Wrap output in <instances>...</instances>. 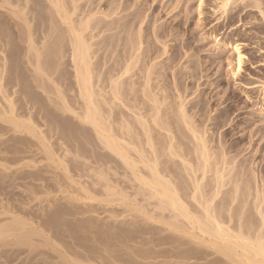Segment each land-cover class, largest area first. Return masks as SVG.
<instances>
[{
  "label": "rangeland",
  "instance_id": "1",
  "mask_svg": "<svg viewBox=\"0 0 264 264\" xmlns=\"http://www.w3.org/2000/svg\"><path fill=\"white\" fill-rule=\"evenodd\" d=\"M28 1H29V3H28ZM28 1L27 0H19V1H15V0L11 1L10 0L9 1V2H11V4H13L12 2H14L15 5H18V6L14 5V10L16 9L19 12L18 15H20V17L19 16L13 17L7 11V9L9 8L8 6L12 7L13 5H10V4L8 6L6 5L8 8H6L5 5H2V4L0 5V20H1L0 21V28H3V29H0V47H1L0 48V52H1L0 53V60H2V62L0 61V66L2 67V68L0 67V69L2 70V71L0 70V73H2L1 76H3L4 75L3 72L6 71L3 69L4 63L7 64V65L5 64V66H6V69H8L5 73V76H3L4 77L3 81L4 82H6V80H8V81L6 82V84L3 82L4 89L3 88H2V90L0 89V95H1V97H0V107H1L0 108V113H1L0 114V209H1L0 216L3 214L2 217H0V225L1 224L3 225L1 230L6 229V226H5V224H3V222L4 223H6V222L7 223H12V222L15 223V222H18L19 220H22L21 222L26 223V222H29L31 220L27 226L33 225L32 226L33 228L36 226V227H38V231H39V229H40V231L41 230L43 231V232L41 231L42 233L40 232V234H39L40 236L36 235L35 240L40 243V242H44L45 239H47L52 244L56 240L54 243V247H56V245H57L56 249L63 252V254L66 257L65 262L67 264H78L79 262H80L79 264H88V263L89 264H234L235 261L232 262L230 259H227L226 257H224V255H221L220 252L217 253V251H215L214 248L209 246L210 245L208 242L210 240L209 237L206 236L205 234H202V231L199 229L198 226L193 227V225H191V222H189L187 219H185L181 216L180 217L176 216V213L173 212L172 210L169 211L170 208L168 207L169 208V210H168L167 206H165V205H162L164 207L161 208L160 199H156L158 196L155 195L154 191L152 192V189H149L150 188L149 186H146V187L142 186L143 184L136 178V176L134 178V174H133L132 170L128 166H126L125 163L123 164V161H121L120 158H117L115 156L112 157L113 155L111 154V156H110V153H108L109 151H107L106 149L105 150L101 149V147L98 148L99 145H101V144L100 143L97 144L98 139L96 138L94 130L90 127L89 124H86L82 120H80L79 118L74 117L75 111L80 113V115L81 114L83 115L84 110H73L74 112L67 110L68 111L67 112L66 110H61V108H59L60 106H57L58 103H59L58 105H60V102L58 101L59 98H57L58 94L55 92L56 89L53 90L54 89L53 88L54 87L53 82L49 81L50 80L49 79L48 81L51 82L52 85L50 83H48L47 81H46L47 83H45V81L42 80L45 78L41 77L42 79L40 80V76L37 75L38 73L36 71H34V73H33V67H34V64L36 61L35 60L36 56L34 55L32 57L33 51H32V55H31L30 50H28L29 45L27 44V42H28L27 39L29 38V36L27 37L26 35H28L29 29L31 27H33L34 30H32L33 28H31L32 37L35 38V39L33 38L34 40L37 39L35 41V43H37V44L34 43V46H37L39 49L41 48L40 51L42 53V60H43V62H45V64L47 63V66L49 64L53 66V64L55 65L56 63H58L57 60L59 61V68L56 69L59 72V74H57L56 76H53V77L56 78L58 75L63 73V74H61L62 76H59L60 78L57 77L56 79H60V81L63 84L62 87L64 85H66V86H64V89H62L66 93L64 91H63V93L66 94L67 96L69 95L68 97L66 95L65 96L67 97V99L69 98L68 101L71 100V101H69V102H71V105L77 104V107H76V109H77V108H79V106H82L83 102H82V99L77 95L78 94V88H76V86H75L77 83H76V78H75V74H74L75 72H74L73 64L71 62L72 61L71 60L72 57L70 54L71 53V50H70L71 45L68 42L69 39L67 37L69 35V31H68V28L66 29V24L65 25L62 24L60 22L59 17L57 15H55L56 11H53L55 8L51 9L54 7V5L51 2L50 3L52 5L49 3L48 0H45V1L44 0H28ZM65 1H66L65 2L66 5H69V3H70V6H69L70 8L74 7V5L77 4L76 5L77 6V12H76L77 14L74 13L73 18L75 17L74 19L77 21L84 19L83 20L84 22L82 21L84 28H86L85 27L86 26L85 25L86 20H87L86 18H88V19L91 17L95 18V19L91 18L89 21L87 38L92 42L94 39V42H95V44H93L94 42L92 43L89 41L90 44H92L91 48H93V49H91V54L93 56L92 61H93V63H95V65L93 64V67L96 66L95 69H97L95 71L96 72L95 75L98 72V68L101 69V70H99L100 73H102L101 71L106 72V74H104V72H103V74H104L103 77L105 80L104 79L101 80L100 78H103V77L102 76L100 77V74L99 75L97 74V76H95L96 77L95 81H98L97 79L99 78V80L101 82H103V80L107 82L109 78L106 79V77H110L109 72L113 73L112 71L114 68L117 69V68L123 66L125 54L127 56V53L129 51L128 42H132L133 39L138 40L137 33H139L140 30L142 31V32L140 31L141 33H139V36H140V34H142L140 40L143 42L142 47H143V51H144V53H143L144 56L143 55L140 56V59L138 61L139 67L136 64L134 66L133 70L127 74L128 76L125 75L124 79L126 81H128V83H129V81L131 83H129V84L124 83L125 85L122 84V85H124L123 87H125V88L128 85V87L126 88L125 94H124L125 88L124 89L122 88L123 94H124V96H127V97L130 96L129 99L131 102L132 101L135 102L137 99H140V102H139V100H137V102L135 104H138V106L140 105V106H142V108H144L145 104L143 105V102L146 103V101L151 97V94L150 93L148 94V91H147V94L150 96L149 97H148V95H147V97L145 96L147 98L146 99L143 95L144 93H142L143 88H141L140 84L143 85L142 82L143 81L145 82V80H144V79H146L145 75L148 72L150 74L153 73L152 77L150 76V78H152V81L154 80L153 82L158 83L157 80L155 81V79L159 78L161 80V81H159V83L161 84L163 82V84H164V86H162L163 84L160 85L158 83L160 86H162V88L159 87V89L162 90V91H160L158 88H156L159 85L155 86L154 85L155 83H153L150 80L151 85H153V87L155 86V89H157L160 92V95H159V92H157V90L155 92V93H158L157 95H158L160 102L163 101V100L161 101V98H160L161 95L162 96L166 95V97H167V99H166V97L164 96L165 97L164 102H166V104L164 103L165 106L161 107V109L163 108L164 110L163 109L159 110L160 114L159 115L157 114L158 117L156 115V112H157L156 110H151V111L150 110H132V109H136V108H133L132 107L133 105H131V102H129V99L127 97H125L124 99L127 98L128 99L127 101L129 102V103L126 102L128 107H130V105H131L132 109L126 110L127 108H125L124 105L118 103V101H117L119 108L121 109L123 106L125 108V110H123V108H122V110H117L118 108L113 110L114 113H115V111H117V112L115 113L116 115L114 114L112 116V119H114L113 118L114 116H117L115 118H118V116H120V114H123V113H124L123 115H125L127 118L129 117L128 120H129V124L131 123L130 126L131 127L134 126L133 129L136 130V131L132 130V132H131L133 134V137H134V138L132 137V140L135 139V136H136L137 137L136 143H138L139 148H140V146L144 145L145 146L144 149L146 151H148L147 152L148 155H151L152 149H151V146H149L150 144L148 145V142H147L148 136H146L145 133H148L149 130L151 131L150 132L151 136L154 135L153 136V139H154L153 145L156 144L154 146V148L157 151L156 152L157 156H156V160L154 157H152V155L150 156V159L148 157L146 159L149 161L151 160L150 161L151 163L153 161H156V164L159 163L158 164L159 166L158 165L157 166L159 167L158 169H159L160 173H162L161 175H165L164 177L166 179H171V180L173 179L172 180L173 185L176 184V187L180 190L181 195H183V197L185 196L186 203L187 204L189 203L188 204L189 209L191 208V210H193L192 214L195 215V213L198 212L197 214H199V215L196 214L197 216H199V217L205 216V210L202 208H204L206 206L205 202L208 203L209 199H211V197H212L211 194L208 192L215 184V181H213V180L219 179L220 178L219 176L223 175V173H224V175H223L224 180L223 181H224V183H226L225 186L222 188V190H223L222 193L224 195L222 193H220L221 195L220 194H219L220 196L218 195V197H220V198L217 197V199H216L217 201L215 200V203L217 204V209H218L217 211L220 212V214H222V215L223 214L227 215L226 213H228V210H227L228 208H230L232 210L231 211L232 213L235 212L234 213L235 218H233V220H232L233 222L231 223L232 227H234L235 225L240 223L239 222L240 219L238 218L239 216L236 215V213H239L240 209H243L242 210L243 211L242 213H244L243 215H245V214L247 215V216L242 215V218L244 220L242 219L240 221H244V223H245L248 220H253V222L258 223L260 221L259 219L261 217L259 216V213H258L259 207H257V204L259 202L260 203L262 202L261 199L264 195V191H263L264 190V0H230L228 2L227 1L225 2V0H90V1L89 0H79L80 2L78 0H76L77 3H75V4L73 3L74 5H72V0H65ZM67 1H68V3H67ZM2 2H4V0H2ZM26 2L28 5L26 4ZM224 2L227 5L224 6ZM4 4H6V3L4 2ZM50 5L53 7H51ZM78 5L79 6L81 5V6L78 8ZM1 7H3V8L1 9ZM80 9L82 10V12L80 11ZM20 10L25 11L28 18H31V19H29L31 21V22L29 21L30 28H29L28 24H26L23 21V19H21L22 13L20 12ZM46 11H48V12L51 11V12H49L50 13L49 14ZM97 12H98V14H97ZM104 12H106V14ZM28 13H29V15H28ZM42 13H44V14H42ZM102 13H104V14H102ZM51 14H52V16H51ZM92 14H94V15H92ZM95 14H96V16H95ZM90 15H92V16H90ZM97 15H99L100 17ZM104 15H105V17H102ZM43 16H44V18H43ZM49 16H51V18ZM54 16H57V17H54ZM107 16H108V18H107ZM101 17H102V19H101ZM54 18H56V19H54ZM119 18H121V19L119 20ZM14 19H17V20H14ZM57 19H59V20H57ZM4 20H6V21L4 22ZM45 20H46V22H45ZM104 20L106 22H103ZM10 21H11V23H10ZM54 21L56 22V24ZM77 21H76V24L81 25V23H79V22L77 23ZM99 21H101L102 23ZM19 22H22V24L25 23L22 26L27 25L28 27L26 26V28H29V29H24V27L19 26V25H21V24H19ZM58 22H59V24H58ZM109 22H111V23H109ZM117 23H119V24H117ZM106 24H107V26H106ZM49 25H52V26H50V28H49ZM62 25H63V27H62ZM109 25H110V27H109ZM59 26L61 28H59ZM98 26H100L101 28H99ZM117 26L119 27L120 30H118ZM106 27H108V28H106ZM20 28L24 34L26 33L25 36L23 33H21ZM59 29L62 33L57 32V31H59ZM23 30H25V31L28 30V31L24 32ZM63 30H65L64 31L65 33L63 32ZM48 31L50 33H48ZM1 32H2V34H1ZM45 34H47V35L45 36ZM63 34H65V35H63ZM92 34H94L93 39H91L92 38L91 36H93ZM3 35H5V36H3ZM55 36L57 38V43H56V39H54ZM100 37L102 39H100ZM119 37H120V39H119ZM129 37H130V40H128ZM21 38H22V40H21ZM11 39H12V41H11ZM110 39H111V41H110ZM51 40H52V42H51ZM135 40L133 42H135ZM60 41H62V42H60ZM10 43L13 47L10 45ZM53 43L56 44V46ZM40 44H41V46H40ZM47 44H48V46H47ZM100 44L103 45V48L105 47L104 50H103V48H101L99 50V48L102 47V46H99ZM67 45H69V47ZM109 45H111V46H109ZM127 45H128V47H127ZM51 46H52V48L53 47L54 48L52 49ZM237 47H239V50L237 49ZM47 48H48V50H47ZM117 48H118V50H117ZM55 49L57 50V52L59 51V54L57 52L53 51ZM61 49L63 50L62 53H61ZM44 50H45V52L48 51L47 55L49 53H52V52H54L55 54H58V55L54 54L56 57H59L60 54L62 56L64 55L65 57L63 56V58H62L63 62H60V60H59V58L61 59L62 56L57 58V60H56V57L55 56H54L55 58L53 57V53L49 54V57L47 56V58H45L46 53H44ZM50 50H52V52ZM92 51H93V53H92ZM105 51H107V53ZM26 52L30 53V54H27V57L30 56L31 61H29L28 59H26L28 61L24 60L26 58ZM64 52H65V54H64ZM239 54L242 55L241 56L242 59H241L240 64H239ZM2 55H4V56H2ZM23 55H25V57ZM50 56H52V57H50ZM157 56H158V58H157ZM2 57L3 58L5 57L6 60L3 59ZM44 59H46V60H44ZM51 59H53L54 62ZM62 59H61V61H62ZM50 61H51V63H50ZM116 61H118V62H116ZM18 62H19V64H18ZM28 62H31L33 64V66L30 63L27 64ZM104 62L107 64L106 66H105ZM121 62H122V64H121ZM60 63H62L63 65ZM141 63L142 64L144 63L143 65L146 68L150 66L149 67L150 69L148 68L147 71L151 70V68H154V69H152V71L153 70L154 71L153 72L148 71L147 73L143 72L146 70V68L144 70V66ZM114 64H115V67H114ZM118 64H121V65H118ZM60 65H61L62 69H61ZM153 65L155 67H152ZM239 65H240V68H239ZM23 66H24V69H23ZM29 67H30V69H29ZM10 68H11V71H10ZM106 70H108V72ZM65 71H66V73H65ZM141 72H143V73H141ZM21 73L24 75H22ZM55 73H54V75H55ZM115 73H116V71H115ZM134 73H135V75H134ZM64 74H66V75H64ZM103 74H101V75H103ZM142 74H144V78H143ZM29 75H31V76H29ZM110 75H112V74H110ZM129 75L131 76V78H129L131 80L126 79L127 77H129ZM19 76H21V77H19ZM36 76L37 77L39 76V77L37 78ZM5 78H7V79L5 80ZM17 79H19V80H17ZM31 79H32V81H31ZM47 79L48 78L46 77L45 80H47ZM40 81H44L43 83L45 84V86L46 85L48 86V87H46V89L51 87V88L47 89L48 92L42 91L43 89H41V90L39 89V88H41L38 86V84L41 83ZM64 81H65V84H64ZM134 81H136V82H134ZM106 82H103V83L106 85ZM133 82L136 84V85L133 84L136 88V89H134V91L131 88L132 87L131 85ZM7 83H8V85H7ZM72 83H74V84H72ZM98 83H99V81L96 82V84H98ZM100 83L98 85H100ZM18 84L22 85V86H19ZM101 85H102V83H101ZM107 85H108V83H107ZM74 86H75V88H74ZM13 87L15 90L17 88L18 89L15 92H13L14 91ZM71 87H73V88H71ZM165 87H166V89H165ZM175 87H178L179 89L175 88ZM55 88H56V86H55ZM51 89H52V91L50 92ZM3 90L5 91V93ZM108 90H110V88ZM131 90L133 93L134 92L139 93V94L136 93V95H138L136 100H134L133 98H132L133 100L131 99V97H134ZM135 90H137V91H135ZM127 91H130V92L128 93ZM16 92H19V93H16ZM43 92H44V94H43ZM46 92H47V94H46ZM8 93H10V94H8ZM50 93H52L51 97H50V95H48ZM38 94H39V96H38ZM127 94H129V95H127ZM8 95H11L13 98L11 96H8ZM177 95H181L182 100H184V103L187 104V105L185 104V107L187 106L185 108L186 109L185 111H186V114L188 115V116L186 115L187 119H188L187 121H189L188 125H187V123L182 121L183 119H182L180 110L177 109L178 107H174V106H178L176 103L181 102V100L178 98ZM152 97L149 100H151ZM10 98L13 99V100H10V101H12L11 102L12 105H13V103L15 104L17 102L15 104L16 106L15 105L12 106L14 108L16 107V109H14V110L16 111L15 113H17V114H14V110H13L12 111L13 115L11 112L9 113V114H11V116L7 113V112H9V109H11V108H9V106H11V105H9L7 102L8 99H10ZM79 98H80V100H79ZM75 99L78 101V103H76L77 101ZM143 99H145V100H143ZM175 99H177L179 102L178 101L176 102ZM185 99H186V102H185ZM54 101H55V104H54ZM73 101L75 102V104ZM134 102H132V103L134 104ZM141 102H142V105H141ZM148 102L152 103L151 101H148ZM41 104H43V105L41 106ZM79 104H81V105H79ZM147 104H146L147 105L146 107H149L150 104L149 103H147ZM4 106H5V109H7L6 110L7 112L5 110H3ZM30 106H31V110H27L28 107H30ZM32 106H33V108H32ZM47 106H48V110H47ZM114 108H116V104L114 105ZM173 108H176L177 110L176 109L174 110ZM153 111L155 113H153ZM163 112L166 114L164 115ZM140 113L142 114V117H141ZM144 113H145V115H144ZM2 114L6 115L4 117V120H6V122L3 119H1V117L3 118ZM7 116L10 117V119H13L15 116L14 119L16 121H19V122L21 121L20 123L23 124L22 127L24 126L23 128L20 127V128H22V130H20V128L17 129L15 124L13 125L12 121L10 123L9 122L10 120L9 119L7 120V118H8ZM12 116H13V118H12ZM177 117H178V119H177ZM142 118H143V120H142ZM140 119H141L142 124L139 121ZM130 120H131V122H130ZM177 120H180V121H177ZM164 121H166V122H164ZM148 122H150V124ZM155 122H157V124ZM145 123H147V124L144 125ZM185 125L188 127H186ZM189 125H190V127H189ZM161 126L163 127V130H162ZM167 126L168 127L170 126V127L168 128ZM172 126H174V127H172ZM191 126H192V128H191ZM14 127H16V128H14ZM118 127L116 129L119 130ZM148 127H149V129H147ZM33 128L36 129L37 134H40V135L36 136L37 138L33 135V133H31L32 136L30 134L29 129H33ZM144 128H145V130H144ZM170 128H171V130L169 131ZM188 128H191V129H188ZM193 128L197 131L196 137H193V136H195L193 131H192ZM178 129H179V131H178ZM152 130H153L154 134H152L153 133ZM188 130H190V131H188ZM23 131H25V132H23ZM137 131H138V134H137ZM146 131H148V132H146ZM155 131H157V133ZM165 133L168 136H169V133L174 135L175 138L173 141L174 142L177 141V142L174 143L171 139L172 135H170L168 137ZM134 134H135V136H134ZM144 135L146 136V138ZM201 136L204 137V140H206L205 145L207 146V152H208V156H209L208 159H210L212 157L210 160H208L210 167L207 168V170H206L207 172L204 175L202 172H204L203 166L205 164L204 163L205 159H202L203 157H201V154H200V147H201L202 143L200 142L201 140L199 137H201ZM44 137L46 138V140H48V142L44 140L45 139ZM159 138H161V139H159ZM64 139H66V140H64ZM141 140L147 144H145V143L143 144ZM159 140H160V142H159ZM165 140H166V143L164 142ZM193 140L196 141L195 142L196 145L194 144ZM198 140H200V141H198ZM42 141H44L45 143L47 142V145H50L49 148L53 146L52 149L51 148L50 149L55 154V155H53V156H55V159L59 160V161L55 160L53 163H52V161H50L48 154H47L48 152H47L46 147H45L46 144L45 143L41 144ZM162 142H164L163 143L164 146L162 145ZM61 143H63V144H61ZM171 143L174 144L175 148L173 147L171 149V153H169ZM197 143H200V144H197ZM80 144H82V145H80ZM39 145L40 146L44 145V150H42L43 146L40 147ZM160 145H161V147H160ZM96 146H98V147H96ZM166 146H167V151L165 149ZM208 146L210 148L209 151H208V149H209ZM182 147H184V148H182ZM211 147H212V149H211ZM58 148H60V149H58ZM193 148L197 149V152ZM61 149H63V150H61ZM69 149H72V150L70 151ZM133 149L131 150V152H133L132 154L135 155L134 153H136V150L135 149L133 150ZM148 149H151V150L149 151ZM163 149H165V151ZM187 149H188V151H187ZM192 151H194V152H192ZM45 152H47V153H45ZM94 152L95 153L97 152V153L95 154ZM186 152H188L189 154H187ZM163 153L166 154V156L163 155ZM195 153H196V156H199L198 154H200V156L196 158ZM63 154H65V155H63ZM160 154H162L163 156ZM168 154H170V155H168ZM183 154H185V155H183ZM186 154H187V157H185ZM223 154H225V155L223 156ZM58 155H60V156H58ZM103 155H104V157H103ZM159 155H160V158H159ZM65 156L67 157V159H65L66 158ZM213 156L215 158H213ZM60 157H61V159H60ZM219 157H221V158L219 159ZM222 157L224 158L223 160H225V159H228V160H225V162H224L222 160ZM198 158H200V159H198ZM74 159H76L75 162H74ZM180 159H181V161H180ZM214 159H215V161H214ZM216 159H217V161H216ZM60 160H64V161H61L62 163H60ZM70 160H72V161H70ZM138 160H139V158H138ZM182 160H183V162H182ZM193 160H195V161L193 162ZM102 161H104V162H102ZM106 161L110 162V164H107ZM185 161H186V163L189 162L190 165L188 164V166L190 167V169H187L189 167L187 166V164H185ZM55 162H57L58 165L60 163V165L59 166L53 165V164H57ZM81 162H84L85 164L81 163ZM105 162L107 165L105 164ZM150 162H149V165H150ZM160 162H161V164H160ZM201 162H202V164H201ZM216 162H218V163H216ZM73 163H75V165ZM103 163L105 164V166L103 165ZM225 163L227 166L225 165ZM101 164L103 167L100 166ZM112 164H114L113 165L114 167L112 166ZM120 164H122V165H120ZM217 164L220 166H217ZM64 165L68 166L67 167L68 169L64 168L65 167ZM141 165H144V164L140 163V165H139L141 168L140 169L141 172L143 171L142 173H144L146 175V177L148 176L147 178H151L150 177L151 172L148 174V172L151 171L150 168L147 166L143 167ZM151 165H153V164H151ZM163 165H165V168ZM196 165H198V166H196ZM221 165H223V166H221ZM111 166H112V169H110ZM125 166L127 167V169L128 168L129 169L126 170ZM139 166H138V168H139ZM200 166L202 169H198V167H200ZM232 166H233V168H232ZM57 167H58V169H57ZM192 167H194V169ZM228 167H230V168H228ZM76 168H77V170H76ZM100 168L102 170H104V168H105V170H104L105 173H104V171H100L101 170ZM115 168H117V169H115ZM160 168H161V170H160ZM223 168L225 169V172L223 171L224 170ZM69 169L70 170L72 169V171H70L69 173L66 172V170L69 171ZM145 169H146V171H148V170L149 171L146 172V171H144ZM172 169H174V170H172ZM220 169H221V171L219 172ZM229 169H232L231 172L229 171ZM62 170H63V172H61ZM164 170H166L165 172H167V174L164 172ZM190 170H192V171L190 172ZM193 170L199 171V172H196L197 174L196 173L193 174V172H194ZM226 170H228V171L226 172ZM107 171L108 172L112 171V172L108 173ZM209 171L212 172V175ZM239 171L241 173H239ZM64 172H65V174L66 173L67 174L65 175ZM72 172L74 175L72 174ZM99 172L102 175H100ZM173 172H174V175H173ZM188 173L189 174L191 173V174L189 175ZM109 174H110V177L108 176ZM240 174H241V176L239 177ZM242 174L244 175L243 178H242ZM91 175H93V176H91ZM97 175H99V176H97ZM103 175L106 176L104 179H103V177H104ZM187 175H189V177H187ZM196 175H197V177H196ZM85 176H86V178H85ZM100 176H102V179ZM194 176L200 180H202L203 179L202 177H204V176L208 177V178H206L207 183H206L205 177L203 179L204 182L202 181L203 183L199 180L201 182V187H203V188L205 187V188L199 189V191L196 193L197 198H198L196 200L192 199V197H193L192 191L195 190L196 185H197V183L194 180H192ZM228 176L230 179L228 178ZM230 176H232V177H230ZM97 177H99V178H97ZM176 177H179L181 180L176 178ZM195 177H194V179H195ZM214 177H216V178H214ZM233 177L235 178V180ZM108 178L110 180H108ZM97 179H99L100 181H98ZM182 179L185 180L186 182L184 183V181ZM208 179H210V181H208ZM231 179H232V182L234 185L232 184ZM94 180H96V183ZM102 180L104 182H101ZM233 180L236 182H234ZM86 181H87V183H86ZM115 181H116V183H115ZM178 181H179L178 184H180L181 187H180V185H177ZM181 181H183L182 182L183 184L181 183ZM247 181H249V182H247ZM73 182H75L76 184ZM89 182H91V183H89ZM108 182L110 185L108 184ZM187 182H188V184H187ZM244 182L245 183L247 182V183L245 184ZM84 183H86V185ZM209 183H210V185H209ZM236 183L237 184L241 183V185L239 184L238 186L242 187V185H243V187H242V189H241V187H239L240 188V191L238 190L240 192L238 194L239 197H237V200H235L233 202V198H232L233 193L232 192L235 191L234 187H235ZM248 183H250V186ZM115 184L119 187H117ZM108 185L110 186V188H111V185H112V188L114 186L113 191H111L112 188L110 190L111 193L109 191H107L110 189L109 187H107ZM134 185H136V187ZM190 186H191V188H190ZM209 186H210V188H207ZM94 187H96V188H94ZM245 187H247V188L245 189ZM106 188H108V189L106 190ZM137 188L139 189V191ZM232 188H234V189L231 190ZM47 189H49L50 191H48ZM60 189H62V190H60ZM181 189L182 190L184 189L185 191L184 190L182 191ZM226 189H228V190H226ZM93 190H94V192H93ZM149 190H151L150 191V192H152L151 194H150V192L148 193ZM250 190H252V192L254 194L251 193ZM143 191L145 192V194ZM204 191L206 192V194L204 193ZM90 192H92V194ZM107 192H108V194H104ZM114 192H116L117 195L114 194ZM121 192H123L124 195ZM141 192H143V193H141ZM183 192H185L186 194ZM200 192L203 194V196ZM230 192H231V194H230ZM242 192L245 194L244 196H242L243 195ZM258 192L262 195H260ZM83 193L86 195H84ZM146 193H148L149 195L153 194L154 197H152V199H150L151 197L149 195H147ZM187 193L190 194V196ZM207 193H208V195H207ZM226 193H227V196L225 195ZM87 194H88V196H87ZM137 194H139V195H137ZM105 195H108V196H105ZM112 195L114 197H112ZM248 195H249V197H248ZM136 196H138V197H136ZM146 196H148V197H146ZM254 196H255V198H254ZM257 196H258L259 200L257 199ZM91 197H92V199H91ZM122 197L124 200L122 199ZM135 197H136V199H135ZM243 197H244V199H243ZM75 198L77 200H75ZM86 198H88V199H86ZM93 198H95V199H93ZM108 198L110 200H108ZM224 198H227V199L225 200ZM128 199H131L132 201L130 200L131 201L130 202ZM242 199L243 200L246 199L245 201H243L245 203L242 202ZM197 200H199V201H197ZM204 200H205V202H204ZM231 200L234 204H235V202H237V203L234 205L231 202ZM107 201H109L110 203ZM111 201H112V203H111ZM113 201H114V203H113ZM225 201H227V202H225ZM228 201H230L233 204V206H231L232 208L234 207L233 209L229 206L230 202H228ZM246 201H248L249 203ZM252 201H253V203H252ZM124 203L127 205H125ZM156 203H157V205H156ZM247 203H248V205H247ZM262 203H263L262 204L263 207L261 204L260 205H261V208L264 209V202H262ZM137 204H139V205H137ZM198 204H199V206H197ZM239 204L241 205V207L238 206ZM235 206H237V208ZM258 206H259V204H258ZM196 207L199 208L200 211H199V209L197 210ZM219 207H221L222 210L219 209ZM242 207H244L246 210ZM130 208H132V209H130ZM165 208H167V209H165ZM195 208H196V210H195ZM161 209L162 210L164 209L163 210L164 216H162L163 213H161V211H162ZM140 210H143V212L142 211L140 212ZM167 211H169V212H167ZM135 212H138V213H135ZM152 212L153 213L155 212V213L153 214ZM170 212H172V213L170 214ZM240 212H241V210H240ZM172 214H175V215H172ZM17 215H18V218H17ZM13 216H15V217H13ZM19 216H21V217H19ZM62 216H63V218H62ZM6 217H7V219H5ZM163 217H164V219H163ZM177 217L179 219H177ZM22 218H24V219H22ZM175 218H176V220H175ZM180 218H181V220L183 219L182 222H181ZM10 219L12 220V222ZM13 219H17V220H13ZM165 219H168V221H164ZM24 220H25V222H24ZM170 221H172L173 223L177 222L178 229L175 227L172 228L175 224H169V223H171ZM183 221L184 222L188 221L189 224L185 223V225H184ZM38 223L41 226H39ZM61 223H63V224H61ZM165 223H166V225H165ZM180 223H182V225ZM257 223L255 224L256 226L260 225L259 223H261V222H259L258 224ZM60 225H61V227H60ZM167 225H169V226H167ZM171 225H172V227H170ZM180 225H181V227H180ZM183 226H184V228H183ZM191 227L194 229H192ZM0 228H1V226H0ZM179 228L182 231L179 230ZM193 230L195 231V233H193L194 232ZM178 231H180V232L178 233ZM45 233H46V235H45ZM49 234H50V236H49ZM192 234H193L194 238H193ZM41 236H43L44 238L46 237V238L44 239ZM56 236L57 237L60 236V238H57ZM195 236L199 237L200 240L197 239ZM41 238H43V239H41ZM204 242H205V244H204ZM178 243H180V244H178ZM202 244H204V245H202ZM60 247H63V248H60ZM1 248H0V261H1L0 264L3 262V260L5 261L8 258H9V261H11V260L13 261V264H19V263H21V264H25V263L26 264H55L56 263L55 259L57 258V255H55L51 249H49V251H48V249L45 247V249L48 251L47 252L45 249H43L44 246H43V248L41 247L40 252H38L39 253L38 256L34 257L33 255H31L30 258H28V252L27 251L26 252L23 251L20 254V256L19 255L16 256L15 255L16 250L13 249V250L8 251V253H10V252H12V253H10V255H7V254H5V253H7V251L4 253L3 251H1L3 248L2 249ZM10 249H12V248H10ZM67 250H68V252L65 253V251H67ZM41 252H43L42 254L44 257L43 256L42 257L44 259L41 257V254H40ZM191 252H192V255H191ZM2 253H4V254H2ZM24 253H26V255ZM12 254H13V256H12ZM44 254H46V255H44ZM181 254L184 256H182ZM39 256H40L41 260H40ZM26 257L29 260H27ZM37 257H38V259H36ZM69 257L70 258L72 257V258L70 259ZM15 258H16V261H15ZM46 258H48V259L46 260ZM67 258H69L68 262H67ZM44 260H45V262H44ZM50 260H51V262H50ZM72 260L74 261L73 263H72ZM69 261H70V263H69ZM65 262H62L61 264H65Z\"/></svg>",
  "mask_w": 264,
  "mask_h": 264
},
{
  "label": "bare ground",
  "instance_id": "2",
  "mask_svg": "<svg viewBox=\"0 0 264 264\" xmlns=\"http://www.w3.org/2000/svg\"><path fill=\"white\" fill-rule=\"evenodd\" d=\"M1 2H2V0H0ZM10 1V0H9ZM8 0H4V2L6 3V4H4V2H0V5L2 4V5H13L12 7L11 6H6V8H8L7 9V11L9 12V14H11L13 17H16V16H19L20 17V15H18V11L16 12L15 10H14V2H12L13 4H11V2H9ZM12 1V0H11ZM15 1H19V0H15ZM28 1V0H27ZM45 1V0H44ZM49 1V3L51 2L53 5H54V7L53 6H51V7H53V8H51V9H54L53 11H56L55 13V15H57L58 17H59V19H60V22L62 23V24H66V29L68 28V31H69V35L67 36L68 37V39H69V43H70V45H71V48H70V50H71V57H72V64H73V68H74V74H75V78H76V88H78V96L82 99V106H79V108H77L76 109V107H77V104H75V102H74V104L75 105H71V102H69V101H71V100H69L68 101V99H67V97L69 96H67L66 94H64L63 93V91L64 90H62V89H64V86H66V85H64L63 87H62V82L60 81V79H56L57 77H59V76H62L61 74H63V73H61L60 75H58L56 78H54L53 76H56L57 74H59V72L56 70V69H58L59 68V61L57 60V58H59V57H61L62 55L60 54V56L59 57H56L55 55H58L59 54V51L57 52V50L55 49V50H53V51H55V52H57L58 54H55L54 52H52V50H50L52 53H53V57L55 56L56 57V60H57V62L58 63H56L55 65L53 64V66L52 65H48L47 66V63L45 64V62H43V60H42V53H41V48L39 49L37 46H34V43H35V41L37 40H34L35 38L34 37H32V33H31V31L32 30H34V28L33 27H31V28H33L32 30H31V28H30V23H29V19H31V18H28V16L26 15V12L25 11H21L20 10V12L22 13V15H21V19H23V21L26 23V24H28V26H29V28H26V26L27 25H25V26H22V25H24L25 23H23L22 24V22H19V24H21V25H19V26H22V27H24V29H29V31L28 30H26V31H28V35H26V33L24 34L23 32H22V30H21V28H20V30H21V33H23L24 34V36L26 35L27 37L29 36V38L27 39L28 40V42H27V44L29 45H27L28 47H29V49L28 50H30V53H31V55H32V51H33V55H32V57L35 55L36 56V61H35V64H34V67H33V73H34V71H36L38 74L37 75H39L40 76V80L42 79V78H45L46 79V77L48 78L47 80H45V79H42V80H44L45 81V83H50L51 85H52V83L51 82H53V90H55L56 89V93L58 94V96H57V98H59V102H60V105H58L57 103V106H60L59 108H61V110H69V111H72V112H74L73 110H84V113H83V115L81 114L80 115V113H78L77 111H75L74 112V117H77V118H79L80 120H82L84 123H86V124H89L90 125V127L94 130V132H95V135H96V138L98 139V143L97 144H101V145H99V147L98 146H96V147H98V148H100L101 147V149H106L107 151H109L108 153H110V156H111V154L113 155L112 157H117V158H120L121 159V161H123V164L125 163L126 164V166H128L131 170H132V172H133V174H134V178H135V176H136V178L143 184L142 186H149L150 188L149 189H152V192L154 191V193H155V195L156 196H158L156 199H160V206H161V208L162 207H164V206H162V205H165V206H167V208L169 207L170 208V210H169V208H168V210L169 211H173V212H175L176 213V216H181V217H183V218H185V219H187L189 222H191V225H193V227H195V226H198L199 227V229L202 231V234H205L206 236H208L209 237V246H211L212 248H214L215 249V251H217V253L218 252H220L221 253V255H224V257H226L227 259H230L232 262L233 261H235V263L234 264H264V209L263 208H261V205L263 204L262 202H264L263 200V198H264V195H263V197H262V199H261V203L258 201L259 199H258V196H257V201L259 202L258 204H259V206H258V204H257V207H259V209H258V213H259V216L261 217L259 220V222H261V223H259L260 225H258V226H256L255 224L257 223H255V222H253V220H248L247 222H245L244 223V221H240V220H242L243 218H242V215L244 214V213H242L243 211V209H240L241 210V212H240V210H239V213H236V215L237 216H239L238 218L240 219L239 220V222L240 223H238L237 225H235L234 227H232L231 226V223L233 222L232 220H233V218H235L234 217V213L235 212H231L232 210L230 209V208H226L227 210H228V213H226L227 215H222V214H220V212H218L217 210V204L215 203V200L217 199V197H218V195L220 194V193H222L223 192V190H222V188L225 186V184L226 183H224V173H223V175H221V176H219L220 178L219 179H216V180H213V181H215V184H214V186L209 190V192L208 193H210L211 194V199H209V201H208V203H206L205 202V200H204V202H205V204H206V206L204 207V208H202V209H204L205 210V216L204 217H199V216H197V215H199V214H197V213H195V215H193L192 214V211L193 210H191V208L189 209V206H188V204L186 203V201H185V196L183 197V195H181V193H180V190L176 187V184L175 185H173V183H172V180L171 179H166L164 176L165 175H161L162 173H160V171H159V163L158 164H156V161H153L152 163L149 161V160H147L146 158L148 157L149 159H150V156L152 155V157H154L155 158V160H156V156H157V154H156V150H155V148H154V146L156 145H153L154 143V139H153V136H151V131L149 130V132L148 131H146V132H148V133H145L146 134V136H148V138H147V142H148V145L149 146H151V149H152V152H151V155H148V151H146L144 148H145V146L144 145H142V146H140V148H139V145H138V143H136V141H137V137L135 136V134H134V136H135V139H133L132 140V137H133V134L131 133L132 132V130H134L133 128H134V126H130V124H129V120H128V118L125 116V115H123V114H120V116H118V118H115V117H117V116H114L113 118L114 119H112V116L117 112V111H115V113L113 112V110H115V109H117V110H122V108H123V110H125V108H127L126 110H128V109H132V107L133 108H136V109H132V110H156L157 112H156V115L158 114H160L159 113V110H162L161 109V107H164L165 105H164V103L166 104V102H164L165 100H164V98L166 97V95H164V96H162L161 95V101L162 102H160V100H159V98H158V93H155L156 92V90L157 89H155V86L157 85H159L160 83H159V81H161L159 78H154L155 79V81L157 80V82L159 83H155V82H153L152 81V78H150V76L152 77V75H153V71H152V69H154V68H151V70H148V71H152L151 73L152 74H150L148 71H147V69L150 67H145L142 63V65L144 66V70H145V68H146V70L145 71H143V72H145V73H147L146 75H145V77H146V79H144L145 80V82L143 81L142 83H143V85H141L140 83V86H141V88H143V91H142V93H144L143 95H144V97L146 96L147 97V95L150 93L151 94V97H152V99L151 100H147L146 101V103L145 102H143V105H144V108H142V106H138V104H135L136 102H137V100H139V102H140V99H137V97H138V95H136V93H138V92H132V90H131V92H132V94H133V96L135 97H131V99L133 98L134 100H136L135 102L134 101H132V102H134V104L130 101V99H129V97H127V96H124V94L126 93V88L128 87V85H127V87L125 88V87H123L126 83H128V81H126L125 79H124V77H125V75H127L128 73H130L132 70H133V68H134V66L137 64L138 65V61H139V59H140V56L141 55H143L144 56V51H143V47H142V45H143V42L140 40V38H141V35L142 34H140V36H139V33H141L139 30V33H137V37H138V40H135V39H133V41L135 40V42H133L132 40V42H128V44H129V51H128V53H127V56H126V54H125V58H124V64H123V66H121V67H119V68H117V69H113V73H110L109 72V76L110 77H106V79L107 78H109L108 79V81L106 82V81H104L105 79H104V74H106V72L105 71H101L102 73H100L99 72V70H101V69H99L98 68V72H97V74L99 75L100 74V77L102 76L103 78H100L101 80L102 79H104L103 80V82H106V85H107V83H108V85L106 86L103 82H101L100 80H99V78L97 79L98 81H99V83L101 82L102 83V85H101V83H100V85H98V84H96V82H98V81H95V76H97V74L95 75V71L97 70V69H95V67H93V64L95 65V63H93V56H92V54H91V49H93V48H91V46H92V44H90V42H92V41H90L88 38H87V31H88V28H89V21H90V19L92 18H86L87 20H86V28H84V26H83V23H82V21L84 20V19H82V20H75L74 18H73V16H74V13L75 14H77L76 12H77V4H75V3H77V1L76 0H72V5H74V7H69L70 6V3H69V5H66V1L65 0H48ZM74 1V2H73ZM79 1V0H78ZM90 1V0H89ZM228 2V1H230V0H225V2ZM32 2V1H31ZM36 2V1H35ZM80 2V1H79ZM225 2H224V6L225 5H227V4H225ZM28 3H29V1H28ZM67 3H68V1H67ZM74 3V4H73ZM24 4V3H23ZM26 4H27V2H26ZM229 4V3H228ZM22 5V4H21ZM28 5V4H27ZM40 5V4H39ZM71 5V6H72ZM15 6H18V5H15ZM81 6V5H80ZM79 5H78V8L80 7ZM90 6V5H89ZM88 6V7H89ZM4 7V6H3ZM3 7H1V9L3 8ZM11 7V8H10ZM24 7V6H23ZM32 7V6H31ZM39 7V6H38ZM46 7V6H45ZM16 8V7H15ZM41 8V7H40ZM70 8V9H69ZM92 8V7H91ZM18 9V8H17ZM22 9V8H21ZM27 9V8H26ZM6 10V9H5ZM28 10V9H27ZM42 10V9H41ZM40 10V11H41ZM44 10V9H43ZM50 10V9H49ZM84 10V9H83ZM87 10V9H86ZM45 11V10H44ZM80 11L82 12V10L80 9ZM97 11V10H96ZM99 11V10H98ZM29 12V11H28ZM46 12H48V11H46ZM49 12H51V11H49ZM48 12V13H49ZM100 12V11H99ZM41 13V12H40ZM45 13V12H44ZM44 13H42V14H44ZM89 13V12H88ZM92 13V12H91ZM105 14H106V12H104ZM104 13H102V14H104ZM111 13V12H110ZM39 14V13H38ZM50 14V13H49ZM80 14V13H79ZM82 14V13H81ZM97 14H98V12H97ZM28 15H29V13H28ZM48 15V14H47ZM88 15V14H87ZM92 15H94V14H92ZM92 15H90V16H92ZM42 16V15H41ZM51 16H52V14H51ZM51 16H49L50 18H51ZM57 16H54V17H57ZM77 16V15H76ZM79 16V15H78ZM89 16V15H88ZM95 16H96V14H95ZM97 16H99V15H97ZM18 17V18H19ZM37 17V16H36ZM94 17V16H93ZM100 17V16H99ZM102 17H105V15L104 16H102ZM102 17H101V19H102ZM110 17V16H109ZM11 18V17H10ZM43 18H44V16H43ZM81 18V17H80ZM79 18V19H80ZM98 18V17H97ZM107 18H108V16H107ZM13 19V18H12ZM54 19H56V18H54ZM59 19H57V20H59ZM77 19V18H76ZM92 19H95V18H92ZM121 18H119V20H120ZM123 19V18H122ZM3 20V19H2ZM14 20H17V19H14ZM114 20V19H113ZM1 21V20H0ZM6 20H4V22H5ZM22 21V20H21ZM51 21V20H50ZM76 21H77V23L79 22V23H81V25L80 24H76ZM116 21V20H115ZM14 22V21H13ZM31 22V21H30ZM45 22H46V20H45ZM52 22V21H51ZM55 22V21H54ZM84 22V21H83ZM99 22H101V21H99ZM103 22H106L105 20L103 21ZM10 23H11V21H10ZM95 23V22H94ZM102 23V22H101ZM109 23H111V22H109ZM113 23V22H112ZM115 23V22H114ZM55 24H56V22H55ZM58 24H59V22H58ZM91 24V23H90ZM117 24H119V23H117ZM99 25V24H98ZM103 25V24H102ZM27 26V27H28ZM50 26H52V25H49V28H50ZM97 26V25H96ZM95 26V27H96ZM101 26V25H100ZM100 26H98L99 28H101ZM106 26H107V24H106ZM121 26V25H120ZM9 27V26H8ZM57 27V26H56ZM62 27H63V25H62ZM109 27H110V25H109ZM118 27V26H117ZM6 28V27H5ZM59 28H61L60 26H59ZM106 28H108V27H106ZM0 29H3V28H0ZM7 29V28H6ZM23 29V28H22ZM52 29V28H51ZM87 29V30H86ZM94 29V28H93ZM47 30V29H46ZM98 30V29H97ZM100 30V29H99ZM118 30H120L119 29V27H118ZM24 32H26L25 30H23ZM38 31V30H37ZM40 31V30H39ZM65 30H63V32H64ZM67 31V30H66ZM20 32V31H19ZM18 32V33H19ZM57 32H61L60 31V29H59V31H57ZM15 33V32H14ZM48 33H50L49 31H48ZM62 33V32H61ZM65 33V32H64ZM86 33V34H85ZM1 34H2V32H1ZM21 35V34H20ZM47 34H45V36H46ZM49 35V34H48ZM58 35V34H57ZM62 35V34H61ZM63 35H65V34H63ZM93 36H91L92 38L91 39H93L94 38V34H92ZM136 35V34H135ZM134 35V36H135ZM2 36V35H1ZM3 36H5V35H3ZM18 36V35H17ZM34 36V35H33ZM110 36V35H109ZM7 37V36H6ZM12 37V36H11ZM19 37V36H18ZM48 37V36H47ZM65 37V36H64ZM102 37V36H101ZM100 37V39H102ZM2 38V37H1ZM16 38V37H15ZM23 38V37H22ZM22 38H21V40H22ZM34 38V39H33ZM46 38V37H45ZM53 38V37H52ZM105 38V37H104ZM6 39V38H5ZM44 39V38H43ZM47 39V38H46ZM54 39H56V43H57V38H56V36H55V38ZM116 39V38H115ZM119 39H120V37H119ZM8 40V39H7ZM20 40V41H21ZM45 40V39H44ZM53 40V39H52ZM52 40H51V42H52ZM128 40H130V37L128 38ZM11 41H12V39H11ZM90 41V42H89ZM103 41V40H102ZM110 41H111V39H110ZM116 41V40H115ZM47 42V41H46ZM60 42H62V41H60ZM93 42H94V39H93ZM92 42V43H93ZM99 42V41H98ZM105 42V41H104ZM119 42V41H118ZM14 43V42H13ZM40 43V42H39ZM97 43V42H96ZM103 43V42H102ZM101 43V44H102ZM23 44V43H22ZM35 44H37V43H35ZM54 44V43H53ZM61 44V43H60ZM93 44H95V42L93 43ZM99 45V46H102V47H100L99 48V50L101 49V48H103V45ZM104 44V43H103ZM10 45H11V43H10ZM26 45V44H25ZM55 46H56V44H54ZM98 45V44H97ZM112 45V44H111ZM111 45H109V46H111ZM12 46V45H11ZM22 46V45H21ZM40 46H41V44H40ZM39 46V47H40ZM47 46H48V44H47ZM62 46V45H61ZM68 47H69V45H67ZM105 46V45H104ZM114 46V45H113ZM9 47V46H8ZM13 47V46H12ZM11 47V48H12ZM27 47V48H28ZM107 47V46H106ZM127 47H128V45H127ZM1 48V47H0ZM7 48V47H6ZM26 48V47H25ZM51 48H52V46H51ZM54 48V47H53ZM52 48V49H53ZM105 48V47H104ZM104 48H103V50H104ZM60 49V48H59ZM115 49V48H114ZM237 49L239 50V47H237ZM2 50V49H1ZM11 50V49H10ZM17 50V49H16ZM27 50V51H28ZM47 50H48V48H47ZM69 50V51H70ZM116 50V49H115ZM117 50H118V48H117ZM9 51V50H8ZM18 51V50H17ZM62 49H61V53H62ZM108 51V50H107ZM107 51H105L106 53H107ZM19 52V51H18ZM23 52V51H22ZM29 52V51H28ZM48 52V51H47ZM47 52H45V50H44V53H46V55H45V58H47V56L49 57V54H52V53H49L48 55H47ZM67 52V51H66ZM97 52V51H96ZM1 53V52H0ZM13 53V52H12ZM30 53H27L26 52V58L24 59V60H26V59H28L29 61H31L30 60V56H28L27 57V54H30ZM92 53H93V51H92ZM111 53V52H110ZM121 53V52H120ZM55 54V55H54ZM64 54H65V52H64ZM11 55V54H10ZM68 55V54H67ZM66 55V56H67ZM94 55V54H93ZM105 55V54H104ZM107 55V54H106ZM112 55V54H111ZM2 56H4V55H2ZM24 57H25V55H23ZM64 56V55H63ZM63 56L61 57V59L63 58ZM120 56V55H119ZM118 56V57H119ZM159 56V55H158ZM158 56H157V58H158ZM242 55L241 54H239V64H240V62H241V59H242V57H241ZM6 57V56H5ZM5 57L3 58V59H5ZM50 57H52V56H50ZM54 57V58H55ZM65 57V56H64ZM104 57V56H103ZM112 57V56H111ZM7 58V57H6ZM13 58V57H12ZM16 58V57H15ZM95 58V57H94ZM61 59L59 58V60H60V62H63V59H62V61H61ZM104 59V58H103ZM108 59V58H107ZM112 59V58H111ZM110 59V60H111ZM145 59V58H144ZM6 60V59H5ZM9 60V59H8ZM11 60V59H10ZM28 60H26V61H28ZM44 60H46V59H44ZM51 60H53V59H51ZM115 60V59H114ZM121 60V59H120ZM1 62H2V60H0ZM23 61V60H22ZM21 61V62H22ZM96 61V60H95ZM53 62H54V60H53ZM52 62V63H53ZM66 62V61H65ZM97 62V61H96ZM116 62H118V61H116ZM12 63V62H11ZM17 63V62H16ZM23 63V62H22ZM31 64L32 66H33V64L31 63V62H28L27 64ZM50 63H51V61H50ZM105 63V62H104ZM120 63V62H119ZM3 64V63H2ZM5 64L6 63H4V65H3V69L4 70H8V69H6V66H5ZM18 64H19V62H18ZM26 64V63H25ZM58 64V65H57ZM60 64H62V63H60ZM102 64V63H101ZM121 64H122V62H121ZM121 64H118V65H121ZM140 64V63H139ZM154 64V63H153ZM7 65V64H6ZM23 65V64H22ZM63 65V64H62ZM65 65V64H64ZM100 65V64H99ZM107 64L105 63V66H106ZM117 65V64H116ZM146 65V64H145ZM155 65V64H154ZM152 66V67H155V66ZM15 66V65H14ZM29 66V65H28ZM55 66V67H54ZM170 66V65H169ZM1 67V66H0ZM5 67V68H4ZM8 67V66H7ZM27 67V66H26ZM60 67H61V65H60ZM98 67V66H97ZM114 67H115V64H114ZM138 67H139V65H138ZM142 67V66H141ZM2 68V67H1ZM22 68V67H21ZM35 68V69H34ZM65 68V67H64ZM104 68V67H103ZM102 68V69H103ZM239 68H240V65H239ZM17 69V68H16ZM23 69H24V66H23ZM22 69V70H23ZM26 69V68H25ZM29 69H30V67H29ZM32 69V68H31ZM61 69H62V67H61ZM107 69V68H106ZM112 69V68H111ZM150 69V68H149ZM1 70V69H0ZM3 70V71H4ZM18 70V69H17ZM64 70V69H63ZM104 70V69H103ZM110 70V69H109ZM2 71V70H1ZM6 71H4L3 72V76H5V73H6ZM10 71H11V68H10ZM15 71V70H14ZM20 71V70H19ZM57 71V72H56ZM60 71V70H59ZM62 71V70H61ZM107 72H108V70H106ZM115 71H116V73H115ZM135 71V70H134ZM133 71V72H134ZM142 71V70H141ZM17 72V71H16ZM21 72V71H20ZM30 72V71H29ZM56 72V73H55ZM103 72H104V74H103ZM143 72H141V73H143ZM15 73V72H14ZM54 73H55V75H54ZM65 73H66V71H65ZM144 73V74H145ZM1 74L2 73H0V89L2 90V88L4 89V87H3V80H4V77L3 76H1ZM22 74V73H21ZM20 74V75H21ZM30 74V73H29ZM101 74H103V75H101ZM110 74H112V75H110ZM144 74H142V76H143V78H144ZM12 75V74H11ZM22 75H24V74H22ZM64 75H66V74H64ZM70 75V74H69ZM73 75V74H72ZM134 75H135V73H134ZM10 76V75H9ZM26 76V75H25ZM29 76H31V75H29ZM38 76V77H39ZM108 76V75H107ZM128 76V75H127ZM14 77V76H13ZM19 77H21V76H19ZM37 77V76H36ZM37 77V78H38ZM42 77V78H41ZM134 77V76H133ZM141 77V76H140ZM157 77V76H156ZM24 78V77H23ZM22 78V79H23ZM60 78V77H59ZM63 78V77H62ZM129 78H131V76L129 75V77H127L126 79H129ZM7 78H5V80H6ZM29 79V78H28ZM50 79V80H49ZM71 79V78H70ZM17 80H19V79H17ZM51 81V82H49V81ZM129 80H131V79H129ZM133 80V79H132ZM153 82V83H155L154 85V87H153V85H151V81ZM8 80H6V82H7ZM31 81H32V79H31ZM34 81V80H33ZM44 81H40L41 83H39L38 84V86L39 87H41V88H39L40 90L41 89H43L42 91H47V89H49V88H51V87H49V88H47L46 89V87H48L47 85L45 86V84L43 83ZM47 81V82H46ZM140 81V80H139ZM6 82H4L5 84H6ZM38 82V81H37ZM134 82H136V81H134ZM132 83V89H133V91H134V89H136L135 88V86L134 85H136L135 83ZM141 82V81H140ZM25 83V82H24ZM125 83V84H124ZM129 83H131L130 81H129ZM128 83V84H129ZM145 83V84H144ZM152 83V84H153ZM64 84H65V81H64ZM72 84H74V83H72ZM122 84H124V85H122ZM134 84V85H133ZM138 84V83H137ZM161 84H163V82L161 83ZM160 84V85H161ZM7 85H8V83H7ZM6 85V86H7ZM11 85V84H10ZM9 85V86H10ZM19 85V84H18ZM105 85V86H104ZM158 86V87H156V88H158L159 89V87H161L162 88V86H164V84L162 85V86ZM8 86V87H9ZM19 86H22V85H19ZM25 86V85H24ZM37 86V87H38ZM55 86H56V88H55ZM68 86V85H67ZM71 86V85H70ZM75 86H74V88H75ZM78 86V87H77ZM144 86V87H143ZM176 86V85H175ZM29 87V86H28ZM130 87V86H129ZM134 87V88H133ZM71 88H73V87H71ZM110 88V90H108V89ZM122 88L124 89L125 88V91H124V94H123V90H122ZM164 88V87H163ZM175 88H178V87H175ZM8 89V88H7ZM13 89H14V87H13ZM18 89V88H17ZM16 89V90H17ZM52 89L50 90V92L52 91ZM130 89V88H129ZM165 89H166V87H165ZM179 89V88H178ZM6 90V89H5ZM15 89H14V91L13 92H15L16 91ZM32 90V89H31ZM39 90V91H40ZM75 90V89H74ZM77 90V89H76ZM155 90V91H154ZM160 91H162L161 89H159ZM177 90V89H176ZM4 91V90H3ZM12 91V90H11ZM37 91V90H36ZM41 91V92H42ZM73 91V90H72ZM135 91H137V90H135ZM147 91H148V94H147ZM166 91V90H165ZM48 92V91H47ZM47 92H46V94H47ZM65 92V91H64ZM128 93L130 92V91H127ZM157 92H159L158 90H157ZM181 92V91H180ZM4 93H5V91H4ZM7 93V92H6ZM16 93H19V92H16ZM23 93V92H22ZM53 93V92H52ZM52 93H50V94H48V95H50V97H51V94ZM66 93V92H65ZM163 93V92H162ZM8 94H10V93H8ZM42 94V93H41ZM43 94H44V92H43ZM45 94V95H46ZM139 94V93H138ZM141 94V93H140ZM164 94V93H163ZM166 94V93H165ZM6 95V94H5ZM67 97H66V96ZM127 95H129V94H127ZM131 95V94H130ZM136 95V96H135ZM159 95H160V92H159ZM169 95V94H168ZM8 96H11V95H8ZM14 96V95H13ZM27 96V95H26ZM38 96H39V94H38ZM47 96V95H46ZM132 96V95H131ZM150 95H148V97H149ZM178 96V98L181 100V102L180 103H176L178 106H174V107H178L177 109L178 110H180V112H181V116H182V121H184L185 123H187V125H188V122L189 121H187L188 119H187V114H186V107H185V104L186 103H184V100H182V96L181 95H177ZM0 97H1V95H0ZM4 97V96H3ZM12 97V96H11ZM43 97V96H42ZM48 97V96H47ZM46 97V98H47ZM125 97H127L128 99H129V102H131V105H133L132 107H131V105H130V107H128V105H127V103H129L127 100V98L126 99H124ZM140 97V96H139ZM145 97V98H146ZM171 97V96H170ZM176 97V96H175ZM6 98V97H5ZM9 98V97H8ZM13 98V97H12ZM49 98V97H48ZM80 98H79V100H80ZM163 98V99H162ZM169 98V97H168ZM185 98V97H184ZM51 99V98H50ZM132 99V100H133ZM147 99V98H146ZM166 99H167V97H166ZM10 100H13V99H8V104L9 105H11V106H9V108H11V109H9V112H7L6 110L7 109H5V106L3 107V110H5L8 114L11 112L12 113V111L14 110V109H16V107L14 108V107H12L13 105H15L14 103H13V105H12V101H10ZM16 100V99H15ZM42 100V99H41ZM49 100V99H48ZM57 100V99H56ZM55 100V101H56ZM76 100V99H75ZM143 100H145V99H143ZM176 100V102L178 101L177 99H175ZM174 100V101H175ZM202 100V99H201ZM204 100V99H203ZM10 101V102H9ZM55 101H54V104H55ZM77 101V100H76ZM117 101H118V103H120V104H122V105H124L125 106V108L122 106V108L120 109L119 108V106H118V103H117ZM148 101H151L152 103H150V102H148ZM195 101V100H194ZM193 101V102H194ZM200 101V100H199ZM39 102V101H38ZM48 102V101H47ZM72 102V103H73ZM80 102V101H79ZM127 102V103H126ZM169 102V101H168ZM179 102V101H178ZM185 102H186V99H185ZM2 103V102H1ZM11 103V104H10ZM45 103V102H44ZM43 103V104H44ZM49 103V102H48ZM76 103H78V101L76 102ZM81 103V102H80ZM147 103H149L150 105H149V107H146L148 104ZM189 103V102H188ZM43 104H41V106L43 105ZM116 104V108H114V105ZM147 104V105H146ZM152 104V105H151ZM196 104V103H195ZM79 105H81V104H79ZM141 105H142V102H141ZM187 105V104H186ZM2 106V105H1ZM16 106V105H15ZM34 106V105H33ZM33 106H32V108H33ZM46 106V105H45ZM55 106V105H54ZM56 106V107H57ZM75 106V107H74ZM118 106V107H117ZM40 107V106H39ZM55 107V108H56ZM1 108V107H0ZM45 108V107H44ZM58 108V107H57ZM58 108V109H59ZM18 109V108H17ZM37 109V108H36ZM174 110L176 109V108H173ZM176 109V110H177ZM11 110V111H10ZM27 110H31V106L30 107H28V109ZM33 110V109H32ZM41 110V109H40ZM47 110H48V106H47ZM164 110V109H163ZM167 110V109H166ZM16 111L14 110V114H17V113H15ZM68 112V111H67ZM71 112V113H72ZM162 112V111H161ZM177 112V111H176ZM121 113V112H120ZM139 113V112H138ZM143 113V112H142ZM153 113H155L154 111H153ZM164 113V112H163ZM162 113V114H163ZM178 113V112H177ZM1 114V113H0ZM141 114V113H140ZM166 113H164V115H165ZM10 116H11V114H9ZM12 115H13V113H12ZM116 115V114H115ZM139 115V114H138ZM144 115H145V113H144ZM158 115H157V117H158ZM163 115V116H164ZM187 115V116H186ZM2 116H3V118L1 117V119H3L4 120V117L6 116V115H4V114H2ZM16 116V115H15ZM15 116H14V118H15ZM140 116V115H139ZM154 116V115H153ZM178 116V115H177ZM8 117V116H7ZM141 117H142V114H141ZM144 117V116H143ZM146 117V116H145ZM12 118H13V116H12ZM10 119V117H8L7 118V120L9 119L10 121V123H11V121L13 122V125L15 124V126L17 127V129L18 128H20V127H22V123H20L19 121H16L15 119ZM139 118V117H138ZM181 118V117H180ZM6 119V118H5ZM156 119V118H155ZM177 119H178V117H177ZM2 120V121H3ZM138 120V119H137ZM142 120H143V118H142ZM148 120V119H147ZM157 120V119H156ZM159 120V119H158ZM5 122H6V120H4ZM81 121V122H82ZM140 121V123H141V119L139 120ZM160 121V120H159ZM177 121H180V120H177ZM130 122H131V120H130ZM158 122V121H157ZM157 122H155L156 124H157ZM164 122H166V121H164ZM192 122V121H191ZM8 123V122H7ZM9 123V124H10ZM25 123V122H24ZM149 124H150V122H148ZM159 123V122H158ZM170 123V122H169ZM27 124V123H26ZM25 124V125H26ZM142 124V123H141ZM147 123H145L144 125H146ZM154 124V123H153ZM160 124V123H159ZM158 124V125H159ZM166 124V123H165ZM171 124V123H170ZM192 124V123H191ZM218 124V123H217ZM222 124V123H221ZM11 125V124H10ZM72 125V124H71ZM119 127H118V126ZM161 125V124H160ZM159 125V126H160ZM142 126V125H141ZM150 126V125H149ZM186 126V125H185ZM193 126V125H192ZM192 126H191V128H192ZM16 127H14V128H16ZM24 127V126H23ZM22 127V128H23ZM119 128V130L118 129H116V128ZM162 127V126H161ZM168 127V126H167ZM170 127V126H169ZM168 127V128H169ZM172 127H174V126H172ZM177 127V126H176ZM186 127H188V126H186ZM189 127H190V125H189ZM219 127V126H218ZM22 128H20V130H22ZM75 128V127H74ZM155 128V127H154ZM191 128H188V129H191ZM77 129V128H76ZM136 129V128H135ZM147 129H149V127L147 128ZM16 130V129H15ZM28 130V129H27ZM43 130V129H42ZM41 130V131H42ZM144 130H145V128H144ZM143 130V131H144ZM154 130V129H153ZM153 130H152V132H153ZM162 130H163V127H162ZM171 130V128L169 129V131ZM173 130V129H172ZM177 130V129H176ZM175 130V131H176ZM19 131V130H18ZM29 131H30V134L31 133H33V135L36 137L37 135H40V134H37L36 132V129H29ZM134 131H136V130H134ZM133 131V132H134ZM158 131V130H157ZM157 131H155L156 133H157ZM178 131H179V129H178ZM188 131H190V130H188ZM192 131H193V133H194V135L195 136H193V137H196V133H197V131L193 128L192 129ZM207 131V130H206ZM22 132V131H21ZM23 132H25V131H23ZM27 132V131H26ZM44 132V131H43ZM83 132V131H82ZM81 132V133H82ZM163 132V131H162ZM41 133V132H40ZM84 133V132H83ZM168 133V132H167ZM172 133V132H171ZM206 133V132H205ZM75 134V133H74ZM137 134H138V131H137ZM150 134V135H149ZM152 134H154V132L152 133ZM166 134V133H165ZM178 134V133H177ZM176 134V135H177ZM200 134V133H199ZM167 135V134H166ZM170 135H172V134H170L169 133V136ZM179 135V134H178ZM177 135V136H178ZM31 136H32V134H31ZM47 136V135H46ZM145 136V135H144ZM146 136H145V138H146ZM168 136V135H167ZM168 136V137H169ZM165 137V136H164ZM173 137V138H172ZM172 137H171V139H172V141L174 140V138H175V136L174 135H172ZM189 137V136H188ZM202 137V136H201ZM199 137L200 138V140H198V141H200L202 144H201V147H200V154H201V157H203L202 159H205V161H204V166H203V169H204V172H202L203 173V175L207 172L206 170H207V168L208 167H210V165H209V161L208 160H210V159H208L209 158V156H208V152H207V146L205 145V141L206 140H204V137ZM34 138V137H33ZM37 138V137H36ZM45 138V137H44ZM43 138V139H44ZM48 138V137H47ZM134 138V137H133ZM155 138V137H154ZM139 139V138H138ZM157 139V138H156ZM159 139H161V138H159ZM194 139V138H193ZM197 139V138H196ZM45 141H47L48 142V140H46V138L44 139ZM64 140H66V139H64ZM158 140V139H157ZM169 140V139H168ZM177 140V139H176ZM142 141V140H141ZM194 141V140H193ZM197 141V142H198ZM47 142L45 143L44 141H42L41 142V144L42 143H45L46 145H47ZM50 142V141H49ZM140 142V141H139ZM157 142V141H156ZM159 142H160V140H159ZM165 143H166V140L164 141ZM164 142H162V145H163V143ZM174 142V141H173ZM172 142V143H173ZM175 142H177V141H175ZM174 142V143H175ZM179 142V141H178ZM196 141H194V144L196 145V143H195ZM209 142V141H208ZM142 143L144 144L145 142L144 141H142ZM170 144V151H169V153H171V149L174 147V144ZM184 143V142H183ZM61 144H63V143H61ZM145 144H147V143H145ZM160 144V143H159ZM197 144H200V143H197ZM207 144V143H206ZM45 145V147H46V150H47V152H45V153H47L48 154V157H49V159H50V161H52V163L56 160L55 159V156H53V155H55L54 153H53V151L51 150L52 149V147H50L49 148V146L50 145H47L46 146ZM57 145V144H56ZM80 145H82V144H80ZM147 145V146H148ZM40 146V145H39ZM43 146V149L42 150H44V145H41L40 147H42ZM144 146V147H143ZM164 146V145H163ZM160 147H161V145H160ZM185 147V146H184ZM184 147H182V148H184ZM195 147V146H194ZM197 147V146H196ZM61 148V147H60ZM60 148H58V149H60ZM131 148V149H130ZM135 149L136 150V153H134L135 155H133L132 153L133 152H131V150L132 149ZM154 148V149H153ZM175 148V147H174ZM208 148H209V146H208ZM68 149V148H67ZM85 149V148H84ZM93 149V148H92ZM100 149V150H101ZM133 149V150H134ZM151 149H148L149 151L151 150ZM158 149V148H157ZM160 149V148H159ZM165 149H166V151H167V146L165 147ZM165 149H163L164 151H165ZM194 149V148H193ZM211 149H212V147H211ZM45 150V151H46ZM61 150H63V149H61ZM70 151L72 150V149H69ZM82 150V149H81ZM184 150V149H183ZM194 150H196V152H197V149H194ZM210 150V148L208 149V151ZM55 151V150H54ZM66 151V150H65ZM160 151V150H159ZM158 151V152H159ZM186 151V150H185ZM187 151H188V149H187ZM61 152V151H60ZM68 152V151H67ZM82 152V151H81ZM87 152V151H86ZM103 152V151H102ZM174 152V151H173ZM183 152V151H182ZM192 152H194V151H192ZM191 152V153H192ZM73 153V152H72ZM79 153V152H78ZM88 153V152H87ZM91 153V152H90ZM95 153V152H94ZM97 153V152H96ZM95 153V154H96ZM162 153V152H161ZM167 153V152H166ZM187 154H189L188 152H186ZM67 154V153H66ZM70 154V153H69ZM74 154V153H73ZM72 154V155H73ZM85 154V153H84ZM187 154H186V156L185 157H187ZM200 154H198L199 156H200ZM212 154V153H211ZM63 155H65V154H63ZM68 155V154H67ZM75 155V154H74ZM82 155V154H81ZM80 155V156H81ZM90 155V154H89ZM109 155V154H108ZM160 155H162V154H160ZM160 155H159V158H160ZM163 155H165L166 156V154H164L163 153ZM162 155V156H163ZM168 155H170V154H168ZM183 155H185V154H183ZM192 155V154H191ZM194 155V154H193ZM225 154H223V156H224ZM43 156V155H42ZM58 156H60V155H58ZM70 156V155H69ZM78 156V155H77ZM85 156V155H84ZM101 156V155H100ZM181 156V155H180ZM195 156H196V153H195ZM199 156H196V158L197 157H199ZM211 156V155H210ZM66 157V156H65ZM95 157V156H94ZM103 157H104V155H103ZM151 157V158H152ZM173 157V156H172ZM193 157V156H192ZM226 157V156H225ZM57 158V157H56ZM59 158V157H58ZM63 158V157H62ZM76 158V157H75ZM80 158V157H79ZM78 158V159H79ZM82 158V157H81ZM85 158V157H84ZM107 158V157H106ZM138 158H139V160H138ZM153 158V159H154ZM171 158V157H170ZM169 158V159H170ZM181 158V157H180ZM190 158V157H189ZM188 158V159H189ZM213 158H215L214 156H213ZM221 157H219V159H220ZM19 159V158H18ZM47 159V158H46ZM60 159H61V157H60ZM65 159H67V157L65 158ZM69 159V158H68ZM87 159V158H86ZM102 159V158H101ZM152 159V160H153ZM187 159V160H188ZM198 159H200V158H198ZM197 159V160H198ZM224 158L222 157V160H223ZM24 160V159H23ZM80 160V159H79ZM83 160V159H82ZM89 160V159H88ZM114 160V159H113ZM138 160V161H137ZM168 160V159H167ZM176 160V159H175ZM225 160H228V159H225ZM225 160H223L224 162H225ZM42 161V160H41ZM45 161V160H44ZM47 161V160H46ZM56 161H59V160H56ZM61 161H64V160H60V163H62ZM70 161H72V160H70ZM69 161V162H70ZM76 161V159H74V162ZM86 161V160H85ZM99 161V160H98ZM97 161V162H98ZM110 161V160H109ZM159 161V160H158ZM180 161H181V159H180ZM190 161V160H189ZM195 160H193V162H194ZM200 161V160H199ZM198 161V162H199ZM214 161H215V159H214ZM216 161H217V159H216ZM31 162V161H30ZM29 162V163H30ZM66 162V161H65ZM102 162H104V161H102ZM107 162V161H106ZM106 162H105V164H106ZM116 162V161H115ZM149 162H150V165H149ZM182 162H183V160H182ZM188 162V161H187ZM55 163H57V162H55ZM60 163H59V165H60ZM81 163H84V162H81ZM99 163V162H98ZM140 163H143L144 165H141V166H147V167H149L150 168V170L151 171H146V169L144 170V171H146V172H148V174L150 173L151 175H150V177L151 178H147L146 177V175L144 174V173H142L141 172V168H140ZM213 163V162H212ZM216 163H218V162H216ZM229 163V162H228ZM70 164V163H69ZM74 165H75V163H73ZM85 164V163H84ZM100 164V163H99ZM105 164L103 163V165L105 166ZM107 164H110V162H107ZM106 164V165H107ZM151 164H153V165H151ZM160 164H161V162H160ZM184 164V163H183ZM185 164H187V166H188V164H189V162L188 163H186V161H185ZM197 164V163H196ZM199 164V163H198ZM201 164H202V162H201ZM223 164V163H222ZM53 165H58V163L57 164H53ZM58 165V166H59ZM63 165V164H62ZM72 165V164H71ZM83 165V164H82ZM98 165V164H97ZM114 164H112V166H113ZM118 165V164H117ZM120 165H122V164H120ZM158 165V166H157ZM190 165V164H189ZM225 165H226V163H225ZM229 165V164H228ZM52 166V165H51ZM65 166V165H64ZM73 166V165H72ZM91 166V165H90ZM101 167H103L102 166V164L100 165ZM99 166V167H100ZM109 166V165H108ZM112 166H111V168L110 169H112ZM125 166V167H126ZM138 166H139V168H138ZM164 166V168H165V165H163ZM196 166H198V165H196ZM195 166V167H196ZM217 166H220V165H218L217 164ZM221 166H223V165H221ZM227 166V165H226ZM235 166V165H234ZM68 166H65L64 168H67ZM85 167V166H84ZM87 167V166H86ZM114 167V166H113ZM162 167V166H161ZM189 167V166H188ZM70 168V167H69ZM128 168V169H129ZM193 169H194V167H192ZM222 168V167H221ZM228 168H230V167H228ZM232 168H233V166H232ZM57 169H58V167H57ZM68 169V168H67ZM101 169V168H100ZM108 169V168H107ZM115 169H117V168H115ZM114 169V170H115ZM127 169V167H126V170H128ZM144 169V168H143ZM184 169V168H183ZM187 169H190V167L189 168H187ZM198 169H202L201 168V166L200 167H198ZM216 169V168H215ZM224 169V168H223ZM60 170V169H59ZM76 170H77V168H76ZM85 170V169H84ZM104 170H105V168H104ZM104 170H100V171H104ZM125 170V171H126ZM160 170H161V168H160ZM172 170H174V169H172ZM171 170V171H172ZM178 170V169H177ZM196 170V169H195ZM212 170V169H211ZM217 170V169H216ZM231 170L232 169H229V171L231 172ZM70 171H72V169L70 170L69 169V171L68 170H66V172H70ZM87 171V170H86ZM166 170H164V172H165ZM187 171V170H186ZM192 170H190V172H191ZM194 171V170H193ZM202 171V170H201ZM214 171V170H213ZM221 171V169L219 170V172ZM224 172H225V169L223 170ZM228 170H226V172H227ZM244 171V170H243ZM61 172H63V170L61 171ZM74 172V171H73ZM73 172H72V174H73ZM108 172V171H107ZM109 172H112V171H109ZM108 172V173H109ZM131 172V171H130ZM182 172V171H181ZM189 172V171H188ZM196 172H199V171H194L193 172V174L194 173H196ZM210 172V171H209ZM218 172V171H217ZM238 172V171H237ZM245 172V171H244ZM104 173H105V171H104ZM103 173V174H104ZM107 173V174H108ZM129 173V172H128ZM166 174H167V172H165ZM187 173V172H186ZM201 173V174H202ZM211 173V175H212V172H210ZM216 173V172H215ZM214 173V174H215ZM229 173V172H228ZM233 173V172H232ZM239 173H241L240 171H239ZM62 174V173H61ZM64 174H65V172H64ZM63 174V175H64ZM67 174V173H66ZM65 174V175H66ZM93 174V173H92ZM99 174L100 175H102L100 172H99ZM113 174V173H112ZM164 174V173H163ZM189 174V173H188ZM191 174V173H190ZM189 174V175H190ZM197 174V173H196ZM199 174V173H198ZM213 174V175H214ZM237 174V173H236ZM71 175V174H70ZM74 175V174H73ZM82 175V174H81ZM80 175V176H81ZM106 175V174H105ZM105 175H103L104 177H103V179L106 177ZM173 175H174V172H173ZM189 175H187V177H189ZM207 175V174H206ZM238 175V174H237ZM72 176V175H71ZM78 176V175H77ZM91 176H93V175H91ZM97 176H99V175H97ZM109 177H110V174L108 175ZM107 176V177H108ZM162 176V177H161ZM168 176V175H167ZM200 176V175H199ZM208 176V175H207ZM234 176V175H233ZM241 176V174L239 175V177ZM243 174H242V178H243ZM73 177V176H72ZM101 177V179H102V176H100ZM133 177V176H132ZM164 177V178H163ZM172 177V176H171ZM174 177V176H173ZM182 177V176H181ZM195 177V176H194ZM194 177H193V179L192 180H194L196 183H197V185H196V188H195V190L194 191H192L193 192V197H192V199H198L197 198V192L199 191V189L200 188H203V187H201V182L203 181V179H204V177H205V180H206V178H208V177H206V176H204V177H202L203 179L202 180H200V179H198V178H196L197 177V175H196V177H195V179H194ZM210 177V176H209ZM230 177H232V176H230ZM71 178V177H70ZM85 178H86V176H85ZM97 178H99V177H97ZM133 178V179H134ZM176 178H178V179H180L179 177H176ZM192 178V177H191ZM190 178V179H191ZM214 178H216V177H214ZM228 178H229V176H228ZM234 178V177H233ZM76 179V178H75ZM81 179V178H80ZM116 179V178H115ZM114 179V180H115ZM164 179V180H163ZM230 179V178H229ZM241 179V178H240ZM60 180V179H59ZM69 180V179H68ZM72 180V179H71ZM98 181H100L99 179H97ZM107 180V179H106ZM108 180H110L109 178H108ZM107 180V181H108ZM136 180V179H135ZM134 180V181H135ZM137 180V181H138ZM175 180V179H174ZM181 180V179H180ZM183 180V179H182ZM201 182H200V181ZM234 180H235V178H234ZM233 180V181H234ZM237 180V179H236ZM70 181V180H69ZM92 181V180H91ZM95 181V183H96V180H94ZM133 181V182H134ZM177 181V180H176ZM184 181V183L186 182L185 180H183ZM183 181H181V183L183 182ZM193 181V182H194ZM208 181H210V179H208ZM212 181V182H213ZM230 181V180H229ZM63 182V181H62ZM78 182V181H77ZM81 182V181H80ZM93 182V181H92ZM101 182H104L103 180L101 181ZM111 182V181H110ZM190 182V181H189ZM192 182V181H191ZM204 182V181H203ZM202 182V183H203ZM226 182V181H225ZM231 182H232V179H231ZM234 182H236V181H234ZM238 182V181H237ZM242 182V181H241ZM247 182H249V181H247ZM246 182V183H247ZM73 183H75V182H73ZM86 183H87V181H86ZM86 183H84L85 185H86ZM89 183H91V182H89ZM98 183V182H97ZM107 183V182H106ZM115 183H116V181H115ZM118 183V182H117ZM179 183V181L177 182V185H180V184H178ZM195 183V184H196ZM206 183H207V180H206ZM245 183V182H244ZM243 183V184H244ZM245 183V184H246ZM76 184V183H75ZM81 184V183H80ZM108 184H109V182H108ZM112 184V183H111ZM114 184V183H113ZM138 184V183H137ZM140 184V183H139ZM183 184V183H182ZM187 184H188V182H187ZM194 184V185H195ZM232 184H233V182H232ZM241 185V183H236L235 184V191L234 192H232L233 193V196H232V198H233V202L235 201V200H237V197H239V191H240V188L239 187H241V186H238V185ZM249 184V186H250V183H248ZM78 185V184H77ZM83 185V184H82ZM103 185V184H102ZM110 185V184H109ZM107 186V187H109L110 188V186ZM116 185V184H115ZM141 185V184H140ZM193 185V186H194ZM206 185V184H205ZM209 185H210V183H209ZM234 185V184H233ZM96 186V185H95ZM117 186V185H116ZM115 186V187H116ZM122 186V185H121ZM135 187H136V185H134ZM141 186V187H142ZM204 186V185H203ZM231 186V185H230ZM246 186V185H245ZM248 186V185H247ZM248 186V187H249ZM53 187V186H52ZM57 187V186H56ZM64 187V186H63ZM84 187V186H83ZM98 187V186H97ZM100 187V186H99ZM106 187V186H105ZM117 187H119V186H117ZM123 187V186H122ZM180 187H181V185H180ZM195 187V186H194ZM242 187H243V185H242ZM242 187H241V189H242ZM94 188H96V187H94ZM101 188V187H100ZM111 188H112V185H111ZM111 188L109 189V190H107L108 188H106V190L107 191H109L110 193H111V191H113V188H114V186H113V188H112V190H111ZM184 188V187H183ZM188 188V187H187ZM186 188V189H187ZM190 188H191V186H190ZM205 188V187H204ZM203 188V189H204ZM207 188H210V186L209 187H207ZM234 188H232L231 190H233ZM247 187H245V189H246ZM250 188V187H249ZM83 189V188H82ZM93 189V188H92ZM104 189V188H103ZM119 189V188H118ZM121 189V188H120ZM138 189V188H137ZM136 189V190H137ZM145 189V188H144ZM143 189V190H144ZM147 189V188H146ZM202 189V190H203ZM251 189V188H250ZM258 189V188H257ZM48 191H50L49 189H47ZM60 190H62V189H60ZM66 190V189H65ZM102 190V189H101ZM111 190V191H110ZM123 190V189H122ZM142 190V189H141ZM182 190V189H181ZM184 190V189H183ZM182 190V191H183ZM189 190V189H188ZM191 190V189H190ZM207 190V189H206ZM226 190H228V189H226ZM239 190V191H238ZM46 191V190H45ZM82 191V190H81ZM87 191V190H86ZM97 191V190H96ZM119 191V190H118ZM138 191H139V189H138ZM145 191V190H144ZM143 191V192H144ZM147 191V190H146ZM151 190H149L148 191V193L150 192ZM185 191V190H184ZM244 191V190H243ZM247 191V190H246ZM259 191V190H258ZM264 191V190H263ZM67 192V191H66ZM85 192V191H84ZM93 192H94V190H93ZM100 192V191H99ZM105 192V191H104ZM127 192V191H126ZM143 192H141V193H143ZM152 192H150V194L152 193ZM188 192V191H187ZM228 192V191H227ZM250 192L251 193H253L252 192V190H250ZM249 192V193H250ZM91 194H92V192H90ZM89 193V194H90ZM120 193V192H119ZM118 193V194H119ZM121 193H123V192H121ZM140 193V194H141ZM148 193H146L147 195H149ZM183 193H185V192H183ZM190 193V192H189ZM201 193V192H200ZM204 193L206 194V192L204 191ZM208 193H207V195H208ZM225 193V192H224ZM229 193V192H228ZM243 193V192H242ZM250 193V194H251ZM259 193V192H258ZM84 194V193H83ZM104 194H108V192L107 193H104ZM114 194H116V192H114ZM127 194V193H126ZM136 194V193H135ZM144 194H145V192H144ZM186 194V193H185ZM188 194V193H187ZM202 194V193H201ZM204 194V195H205ZM223 194V193H222ZM230 194H231V192H230ZM254 194V193H253ZM260 194V193H259ZM258 194V195H259ZM69 195V194H68ZM74 195V194H73ZM84 195H86V194H84ZM117 195V194H116ZM115 195V196H116ZM123 195H124V193H123ZM128 195V194H127ZM131 195V194H130ZM129 195V196H130ZM137 195H139V194H137ZM142 195V194H141ZM189 196H190V194H188ZM221 195V194H220ZM219 195V196H220ZM224 195V194H223ZM226 196H227V193L225 194ZM245 194L243 193V195L242 196H244ZM260 195H262V194H260ZM71 196V195H70ZM87 196H88V194H87ZM105 196H108V195H105ZM126 196V195H125ZM145 196V195H144ZM143 196V197H144ZM150 197V199H152V197H154V195L152 194V195H149ZM202 196H203V194H202ZM231 196V195H230ZM72 197V196H71ZM94 197V196H93ZM112 197H114L113 195H112ZM120 197V196H119ZM136 197H138V196H136ZM136 197H135V199H136ZM146 197H148V196H146ZM210 197V196H209ZM241 197V196H240ZM246 197V196H245ZM248 197H249V195H248ZM116 198V197H115ZM118 198V197H117ZM131 198V197H130ZM148 198V199H149ZM218 198H220V197H218ZM229 198V197H228ZM254 198H255V196H254ZM86 199H88V198H86ZM91 199H92V197H91ZM93 199H95V198H93ZM120 199V198H119ZM122 199H123V197H122ZM138 199V198H137ZM147 199V198H146ZM191 199V198H190ZM204 199V198H203ZM208 199V198H207ZM206 199V200H207ZM225 200L227 199V198H224ZM243 199H244V197H243ZM242 199V202L243 201H245V200H243ZM74 200V199H73ZM75 200H77L76 198H75ZM82 200V199H81ZM108 200H110L109 198H108ZM124 200V199H123ZM129 201L131 200V199H128ZM127 200V201H128ZM188 200V199H187ZM229 200V199H228ZM241 200V199H240ZM105 201V200H104ZM132 201V200H131ZM130 201V202H131ZM135 201V200H134ZM197 201H199V200H197ZM217 201V200H216ZM219 201V200H218ZM222 201V200H221ZM107 202H109V201H107ZM116 202V201H115ZM121 202V201H120ZM123 202V201H122ZM126 202V201H125ZM138 202V201H137ZM140 202V201H139ZM192 202V201H191ZM201 202V201H200ZM203 202V203H204ZM225 202H227V201H225ZM224 202V203H225ZM228 202H230V201H228ZM231 202H232V200H231ZM230 202V207L231 206H233V204ZM246 202H248V201H246ZM255 202V201H254ZM110 203V202H109ZM111 203H112V201H111ZM113 203H114V201H113ZM135 203V202H134ZM237 202H235V204H236ZM243 203H245V202H243ZM249 203V202H248ZM248 203H247V205H248ZM252 203H253V201H252ZM119 204V203H118ZM122 204V203H121ZM125 204V203H124ZM129 204V203H128ZM140 204V203H139ZM139 204H137V205H139ZM142 204V203H141ZM232 204V205H231ZM234 204V205H235ZM261 204V205H260ZM111 205V204H110ZM120 205V204H119ZM125 205H127V204H125ZM156 205H157V203H156ZM196 205V204H195ZM223 205V204H222ZM245 205V204H244ZM124 206V205H123ZM159 206V207H160ZM192 206V205H191ZM197 206H199V204L197 205ZM204 206V205H203ZM238 206H240L241 207V205L239 204ZM255 206V205H254ZM4 207V206H3ZM125 207V206H124ZM134 207V206H133ZM138 207V206H137ZM194 207V206H193ZM236 208H237V206H235ZM239 207V208H240ZM247 207V206H246ZM262 207H263V205H262ZM2 208V207H1ZM6 208V207H5ZM13 208V207H12ZM136 208V207H135ZM167 208H165V209H167ZM197 208V207H196ZM196 208H195V210H196ZM224 208V207H223ZM232 208V207H231ZM234 208V207H233ZM232 208V209H233ZM242 208H244V207H242ZM10 209V208H9ZM8 209V210H9ZM130 209H132V208H130ZM134 209V208H133ZM156 209V208H155ZM199 208H197V210H198ZM201 209V210H202ZM219 209H221V207H219ZM245 209V208H244ZM254 209V208H253ZM16 210V209H15ZM157 210V209H156ZM162 210V209H161ZM164 210V209H163ZM161 211V213H163L162 214V216H164V211ZM203 210V211H204ZM222 210V209H221ZM220 210V211H221ZM235 210V209H234ZM246 210V209H245ZM248 210V209H247ZM0 211H1V209H0ZM63 211V210H62ZM61 211V212H62ZM131 211V210H130ZM137 211V210H136ZM143 212V210H140V212ZM169 211H167V212H169ZM199 211H200V209H199ZM202 211V212H203ZM226 211V210H225ZM236 211V210H235ZM6 212V211H5ZM14 212V211H13ZM139 212V211H138ZM138 212H135V213H138ZM149 212V211H148ZM195 212V211H194ZM246 212V211H245ZM153 213V212H152ZM155 213V212H154ZM153 213V214H154ZM172 212H170V214H171ZM204 213V212H203ZM257 213V212H256ZM6 214V213H5ZM11 214V213H10ZM133 214V213H132ZM140 214V213H139ZM149 214V213H148ZM159 214V213H158ZM157 214V215H158ZM197 214V215H196ZM3 215V214H2ZM2 215L0 216V217H2ZM23 215V214H22ZM57 215V214H56ZM137 215V214H136ZM172 215H175V214H172ZM203 215V214H202ZM10 216V215H9ZM16 216V215H15ZM15 216H13V217H15ZM166 216V215H165ZM243 216H247L246 214L245 215H243ZM19 217H21V216H19ZM25 217V216H24ZM55 217V216H54ZM58 217V216H57ZM4 218V217H3ZM12 218V217H11ZM17 218H18V215H17ZM62 218H63V216H62ZM173 218V217H172ZM246 218V217H245ZM254 218V217H253ZM256 218V217H255ZM5 219H7V217L5 218ZM22 219H24V218H22ZM163 219H164V217H163ZM170 219V218H169ZM177 219H179L178 217H177ZM237 219V218H236ZM249 219V218H248ZM3 220V219H2ZM11 220V219H10ZM13 220H17V219H13ZM172 220V219H171ZM175 220H176V218H175ZM174 220V221H175ZM180 220H181V218H180ZM183 220V219H182ZM182 220H181V222H182ZM244 220V219H243ZM258 220V219H257ZM9 221V220H8ZM22 220H19L18 222H12V220H11V222L13 223H4L3 222V224H5V226H6V229H4V230H1L2 229V224L0 225L1 226V228H0V248L2 249L1 251H3L4 253L7 251V253H5V254H7V255H10V253H12V252H10V253H8V251H10V250H16L15 252H16V256L17 255H19L20 256V254L24 251V252H28V258H30L31 257V255H33L34 257L35 256H38L39 255V253L38 252H40V250H41V247L43 248V246H44V248L43 249H45V247L48 249V251H49V249H51L52 251H53V253L55 254V255H57V260L55 259V264H61L62 262H65L66 261V257H65V255L63 254V252L62 251H60V250H58V249H56V247H57V245H56V247H54V243H55V241H54V243L52 244V243H50V241H48L47 239H45L43 236H41V237H43L44 239H45V241L44 242H38V241H36L35 240V238H36V235L37 236H40L39 234H40V232L42 231H40V229H39V231H38V227H32V226H27L28 225V223L31 221H29V222H26V223H23V222H21ZM52 221V220H51ZM61 221V220H60ZM160 221V220H159ZM164 221H168V219H165ZM179 221V220H178ZM185 221V220H184ZM183 221V222H184ZM188 221L187 222H184V225H185V223L187 224L188 223ZM24 222H25V220H24ZM39 222V221H38ZM89 222V221H88ZM171 223H169V224H175L173 227H172V225L170 226V227H172V228H177L178 229V226H177V222H175V223H173L172 221H170ZM236 222V221H235ZM32 223V222H31ZM161 223V222H160ZM163 223V222H162ZM257 223V224H258ZM11 224V225H10ZM61 224H63V223H61ZM93 224V223H92ZM168 224V223H167ZM181 225H182V223H180ZM189 224V223H188ZM38 225H39V223H38ZM46 225V224H45ZM69 225V224H68ZM91 225V224H90ZM96 225V224H95ZM164 225V224H163ZM165 225H166V223H165ZM181 225H180V227H181ZM39 226H41V225H39ZM51 226V225H50ZM55 226V225H54ZM53 226V227H54ZM64 226V225H63ZM87 226V225H86ZM97 226V225H96ZM167 226H169V225H167ZM60 227H61V225H60ZM72 227V226H71ZM256 227V228H255ZM37 228V229H36ZM65 228V227H64ZM169 228V227H168ZM183 228H184V226H183ZM186 228V227H185ZM190 228V227H189ZM192 228V227H191ZM59 229V228H58ZM171 229V228H170ZM192 229H194V228H192ZM198 229V230H199ZM48 230V229H47ZM50 230V229H49ZM57 230V229H56ZM55 230V231H56ZM172 230V229H171ZM179 230H181L180 228H179ZM189 230V229H188ZM46 231V230H45ZM44 231V232H45ZM59 231V230H58ZM63 231V230H62ZM71 231V230H70ZM175 231V230H174ZM177 231V230H176ZM182 231V230H181ZM186 231V230H185ZM194 231V230H193ZM200 231V232H201ZM43 232V231H42ZM41 232V233H42ZM67 232V231H66ZM180 231H178V233H179ZM188 232V231H187ZM199 232V231H198ZM57 233V232H56ZM64 233V232H63ZM177 233V232H176ZM182 233V232H181ZM186 233V232H185ZM189 233V232H188ZM193 233H195V231L193 232ZM62 234V233H61ZM73 234V233H72ZM190 234V233H189ZM45 235H46V233H45ZM52 235V234H51ZM181 235V234H180ZM48 236V235H47ZM49 236H50V234H49ZM73 236V235H72ZM179 236V235H178ZM192 236H193V234H192ZM57 237V236H56ZM63 237V236H62ZM70 237V236H69ZM197 239H199V237H197V236H195ZM202 237V236H201ZM204 237V236H203ZM43 238H41V239H43ZM57 238H60V236L59 237H57ZM64 238V237H63ZM192 238V237H191ZM193 238H194V236H193ZM56 239V238H55ZM203 239V238H202ZM201 239V240H202ZM51 240V239H50ZM53 240V239H52ZM200 240V239H199ZM208 240V239H207ZM58 241V240H57ZM63 242V241H62ZM179 242V241H178ZM206 242V241H205ZM205 242H204V244H205ZM202 243V242H201ZM178 244H180V243H178ZM204 244H202V245H204ZM59 245V244H58ZM208 245V244H207ZM184 247V246H183ZM208 247V246H207ZM210 247V248H211ZM10 248H12V249H10ZM60 248H63V247H60ZM6 249V250H5ZM68 249V248H67ZM182 249V248H181ZM5 250V251H4ZM46 250V249H45ZM44 250V251H45ZM66 250V249H65ZM176 250V249H175ZM47 251V250H46ZM47 251V252H48ZM187 251V250H186ZM14 252V251H13ZM14 252V253H15ZM66 252H68V250L67 251H65V253ZM109 252V251H108ZM214 252V251H213ZM4 253H2V254H4ZM43 252H41L40 254H41V257L43 256V254H42ZM46 253V252H45ZM51 253V252H50ZM219 253V254H220ZM25 255H26V253H24ZM44 255H46V254H44ZM182 255V254H181ZM191 255H192V252H191ZM6 256V255H5ZM12 256H13V254H12ZM182 256H184V255H182ZM10 257V256H9ZM15 257V256H14ZM24 257V256H23ZM44 257V256H43ZM42 257V258H43ZM47 257V256H46ZM50 257V256H49ZM53 257V256H52ZM190 257V256H189ZM188 257V258H189ZM223 257V258H224ZM5 258V257H4ZM17 258V257H16ZM16 258H15V261H16ZM27 257H26V259L27 260H29ZM39 258H40V256H39ZM70 258V257H69ZM69 258H67V262H68V259ZM72 258V257H71ZM70 258V259H71ZM74 258V257H73ZM225 258V259H226ZM3 259V258H2ZM6 259V258H5ZM19 259V258H18ZM21 259V258H20ZM32 259V258H31ZM36 259H38V257L36 258ZM44 259V258H43ZM42 259V260H43ZM48 258H46V260H47ZM226 259V260H227ZM40 260H41V258H40ZM229 260V261H230ZM20 261V260H19ZM71 261V260H70ZM70 261H69V263H70ZM82 261V260H81ZM90 261V260H89ZM1 262V261H0ZM24 262V261H23ZM39 262V261H38ZM44 262H45V260H44ZM50 262H51V260H50ZM74 261L72 260V263H73ZM83 262V261H82ZM85 262V261H84ZM228 262V261H227ZM32 263V262H31ZM35 263V262H34ZM47 263V262H46ZM54 263V262H53ZM80 263V262H79ZM78 263V264H79ZM91 263V262H90ZM225 263V262H224ZM1 264H13V261L11 260V261H9V258L7 259V260H3V262L1 263ZM19 264H21V263H19ZM26 264V263H25ZM65 264H67L66 262H65ZM89 264V263H88Z\"/></svg>",
  "mask_w": 264,
  "mask_h": 264
}]
</instances>
